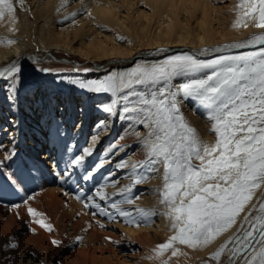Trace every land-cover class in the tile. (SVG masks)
<instances>
[{
    "label": "snow or ice",
    "instance_id": "obj_1",
    "mask_svg": "<svg viewBox=\"0 0 264 264\" xmlns=\"http://www.w3.org/2000/svg\"><path fill=\"white\" fill-rule=\"evenodd\" d=\"M19 3L22 6L24 0ZM238 9L235 27H247L251 21L255 22V27L264 29V0H240ZM15 13L13 0H0V21L8 17L15 23ZM15 43V40L0 38V45ZM254 45H264V33L245 42L203 49L197 54L172 55L150 65L140 63L128 73L79 84L97 93H117L125 88L135 89L137 85L148 89L133 90L131 95L136 100L130 106L125 105L122 112L133 114L126 118L149 130L143 142L147 159L141 163L153 172L159 171V167L154 166L163 168V186L157 191L173 234L154 249L155 258L160 259L161 264H170L164 259L169 254L171 257L184 254L178 245L191 249L210 247L237 225L257 191L264 188V49L221 55L212 60L198 58L211 52L224 53ZM20 70L13 62L0 69V78L12 77ZM201 73L204 75H199ZM177 77L188 79L173 85ZM181 96L197 101L206 110L215 143L202 140L189 125L179 107L178 97ZM103 111L116 115V103L103 107ZM85 152L91 154L90 149ZM11 155L14 153L9 158ZM82 162L83 156L73 161L77 166ZM147 179V175L135 176L132 184L120 189L122 194L128 195L108 203L107 208L94 201L85 206L98 209L99 215L112 220H116L118 214L127 224L139 226L141 220L155 213L139 208L134 216L123 205L135 203L139 197L131 195L132 188ZM95 195L101 201L110 199L103 186ZM28 212L37 218L35 222L40 227L49 232L53 230L52 225L41 218L42 213L31 207ZM52 243L58 245L59 241ZM225 252L229 264H236L238 259L240 264H264V200L244 214L236 234L211 254L210 261L219 264Z\"/></svg>",
    "mask_w": 264,
    "mask_h": 264
},
{
    "label": "rangeland",
    "instance_id": "obj_2",
    "mask_svg": "<svg viewBox=\"0 0 264 264\" xmlns=\"http://www.w3.org/2000/svg\"><path fill=\"white\" fill-rule=\"evenodd\" d=\"M85 1L91 0H57L58 8L62 6L64 8L63 12L55 17L53 24L45 25L44 21H41L37 15L40 7L39 3L33 0H24V4L21 6L19 0H14L21 16L25 17V20L27 18L30 20H27V29L25 31L20 30L15 36L18 46L22 47L23 44L26 46L23 49L15 50L9 61L0 66V69H2L16 62L21 69L19 73L14 74L12 77L0 78V96L2 95L0 101L3 115V121L1 122L4 124L0 128L4 129L8 124V129L11 130L8 134L15 130L17 111L23 117V125L25 124V113L22 106L27 101L26 93L28 91L33 92L35 99H41L42 109L47 107L48 102L44 101L47 99L51 101L54 98L62 97L73 100V118L69 123L70 127L66 129L65 133L62 131L60 133L64 138L63 150L69 152L72 161L81 153L78 144L81 140L74 147H69V140L77 132L79 121H82L83 130L81 131L85 132L83 144L85 147L88 146L91 130L94 127L93 106L97 102L102 107V111H98L97 115L106 114L108 117L111 114L104 112L103 107L116 103V115H113L112 119L114 126L123 128L122 133L124 130H128L127 141L133 143L131 145L135 146L133 149L136 153L146 159V151L140 145L143 144L149 130L143 124H137L132 119L126 118L133 114L122 112L125 105L130 106L136 100V97L131 95L133 90L147 91L148 89L137 85L135 89L125 88L117 93H97L79 87V83L70 78H77V76L84 74L85 77L89 78L87 81L90 79L100 81V78L104 80L113 74L119 76L128 73L140 63L150 65L172 55L197 54L203 49H216L245 42L254 35L264 33V29L255 27V22L251 21L248 22L247 27L237 28L234 26L239 18L238 4L240 0H97V6L99 7H95L96 11L105 4L112 9L111 25L106 22L101 23L95 14L88 15L86 9L83 8ZM73 14L75 15L73 16ZM5 21H0V26L9 25L5 24L7 23ZM49 27L52 39L47 38L48 40H45V38L44 46L40 47V37H45L42 28L49 30ZM17 43H15L16 46ZM262 49H264V45H255L243 49L232 48L224 53L211 52L209 55L198 56V58L212 60L219 58L221 55H239ZM129 59H132L131 62L125 61ZM109 62L113 63L110 64ZM202 74L204 73L200 75L202 76ZM23 76L25 79H31L30 83L35 85L31 86L22 80L23 85L19 84L17 88L19 91L25 89L24 102H19L18 96L13 95L12 91L14 89H11L10 84L12 78L16 79ZM91 76L93 77L90 78ZM44 77L50 78L51 82H44ZM186 79L188 77H177L172 83L173 85H179L185 82ZM56 80H59L60 83L57 84ZM64 80L69 84L64 85ZM6 85L9 87L5 90L2 86ZM80 98L86 99L85 105H83L85 106L84 115L79 109V104L83 103ZM12 99L14 100L12 101ZM178 100L184 118L190 126L196 129L201 139L215 140V134L211 132V122L207 119L206 110L191 98L185 99L181 96L178 97ZM10 101L13 102L12 106L9 105ZM60 108V104L57 103L52 108V113H50V109L48 113L55 116ZM62 109L64 110V108ZM6 114L9 117H5ZM81 116H83V119ZM23 130L21 133H23ZM5 140L3 139L2 144ZM30 140L31 137L25 138L23 147L31 156L34 153L35 156L33 157L40 160L46 150L41 147L39 154H36L27 146ZM109 140L110 138L104 142L97 141L95 143V148H93L95 154L91 161L93 163L81 167L84 181H81L80 185L86 193V198L91 197L95 201L99 199L95 195L97 189L103 186V190L110 197L108 200L111 203L114 198H118L122 194L120 189L129 185L122 177L125 176L122 173L131 172L132 169L131 166L123 167V158H120L119 161L115 157L108 165L105 164L97 175L89 179L88 185H83L85 180L88 181L87 177L89 172H92L91 169L96 164L104 163V159H101L102 152ZM53 150L55 149L52 146L49 151L54 152ZM141 165L138 164L135 169L139 170L138 175H147L148 179L135 184L131 195L133 197L138 196L139 198L135 201L138 203L143 201L142 206L145 205L147 206L146 209L152 211V207L157 205L158 200H156V197H159L157 190L162 188L163 180L162 183L160 181L150 183L154 177L153 175L158 174V171L153 172L149 169L146 171L147 169H142ZM154 167H159L160 174L163 173L162 167ZM57 168L61 176H65L69 171L62 164L57 165ZM77 168L74 167L73 170ZM105 176H107V179L102 183ZM109 178L113 184L112 186H108ZM130 184H132V181H130ZM66 191L70 196H74L76 193L74 190ZM261 200H264V188L257 191L256 198L252 201L253 204L248 205L245 213ZM102 207L107 208L106 205H102ZM132 207L134 206L123 205L126 210ZM154 211L155 214L151 216L154 220L150 223L152 226L146 228L148 232L147 240L143 241H137L131 236L130 231L135 228V225L127 224L124 218L118 214L116 220H112L91 211L92 217L96 219L94 222L90 215L82 211L85 219L95 225L98 236L101 237V244L98 246L104 250V254L99 256L100 262L98 264H161V260L155 258L154 249L158 244L166 242L173 232L171 221L167 218L161 222V213L158 209ZM245 213H242L241 217ZM253 215H256V213L253 212ZM178 247L181 248L184 254L178 257H171L170 254L165 256L164 259L169 260L170 264H216L215 261H210L212 253L188 254L185 249L182 250L183 246L178 245ZM238 263H240L239 259L236 261V264ZM219 264H229L227 252L222 256Z\"/></svg>",
    "mask_w": 264,
    "mask_h": 264
},
{
    "label": "bare ground",
    "instance_id": "obj_3",
    "mask_svg": "<svg viewBox=\"0 0 264 264\" xmlns=\"http://www.w3.org/2000/svg\"><path fill=\"white\" fill-rule=\"evenodd\" d=\"M33 1L39 3L40 7L37 11V15L41 21H44L45 25L53 24L54 19H56L55 17L63 12L64 9L63 6L58 8L57 0ZM14 6L16 8V22L12 23L8 17H5L4 20L7 21L5 24L9 25L0 26V38L16 41V33L20 32V30L25 31L27 29V20H30L28 18L25 20V17L21 16L15 3ZM95 7H99L97 6V0L85 1L83 3V8L86 9L88 15L95 14L101 23L106 22L108 25H111L112 9L109 8L110 6L107 4L102 5L97 11ZM42 29L45 32V37H40V47L44 46L45 38V40H48L47 38L52 39L50 27L49 30H45V28ZM18 45V43L17 46L16 44L11 46L0 45V53L3 52L0 54V66L9 61L15 50L23 49L26 46L24 44L22 47ZM131 60L132 59L125 61L131 62ZM109 63L111 64L113 62ZM92 77L93 76L90 78ZM70 79L79 84L96 81L94 79L87 81L89 78L85 77L84 74H82V76H77V78L74 77ZM102 79L103 78H100V80ZM22 80L29 83L31 86L35 85L34 83H30L31 79H25L24 76L16 79L12 78L10 84L11 89H14V91H12L13 95L18 96L19 102H24L25 89L19 91L17 88L19 84L23 85ZM44 80L46 83L51 82V79L48 77H44ZM56 82L57 84L60 83L59 80H56ZM63 84L68 85L69 82L64 80ZM2 87L6 90L9 86L6 85ZM27 93V101L24 102L22 106L23 112L25 113V124L23 125V117H21L20 112L17 111V119H15L16 125L14 126L15 130H12V132L8 134L11 131L8 129V124L4 129L0 128V264H98L100 262L99 256L104 254V250L98 246L101 244V237L98 236L95 225L91 224V221H88V219H85L82 211H85V213L91 217V211L99 215L98 209L86 207L85 204H91L94 201L101 206H107L110 200L105 202L99 199L95 201L93 198L86 199V193L81 189L80 185L81 181H84V174L82 173L81 167L89 166L93 163H91V161L95 154L93 149L95 148V143H97V141L104 142L109 138L110 140L102 152L101 159H104V163L96 164V166L91 169L92 172H89L88 177L97 175L100 169L104 168L105 164L108 165L115 157H117L119 161L120 158H123V167L131 166L132 169L131 172L122 173L125 175L122 177L130 185V181H133L135 176L138 175L139 170H136L135 167L138 164L141 165V162L145 161L146 158L140 157L135 149H133L135 148V146L133 147L131 145L133 143L127 141L128 130H124L122 133L123 128L121 129L118 126H114V122L112 121L113 115L110 117L106 114L97 115L98 111H102L101 105L97 102L93 106L94 114L92 117L94 119V127L91 130L92 133L88 146L85 147L83 144L85 132L81 131L83 130L82 121H79L77 132L74 133L69 140V147H74V145L81 140L78 143L81 148V153L76 158L83 156V162L77 168L69 152L67 153V151L63 150L64 138L60 134L61 131L65 133L66 129L70 127L69 123H71V119L73 118V100L57 97L50 101L46 98L47 100H43L48 102L47 107L42 109L41 99H35L31 91ZM13 100L14 99H12V101ZM80 100H82L83 103L79 104V109L84 115L85 106L83 105H85L86 99L80 98ZM12 101L9 103L10 106H12ZM57 103L60 104L61 108L56 115L53 116L48 112L50 109V113H52V108L55 107ZM62 108H64V110ZM1 109L2 106L0 101V126L4 125L3 122H1L3 121ZM5 117L9 116L6 114ZM81 118L83 119V116H81ZM88 118L90 117L88 116ZM62 125H64V127H62ZM22 129H24L23 133H21ZM30 137L31 140L27 143L30 150L39 154V149L44 147V150L47 151L42 154L40 160L33 157L35 156L33 152L31 156L23 147L25 138ZM3 139H6L4 144H2ZM111 140L113 141L111 142ZM202 140L209 144L215 143V140H209V138ZM52 146L55 149L53 150L54 152L49 151ZM140 147L145 150L143 144L140 145ZM86 149L91 150L90 155L86 154ZM11 153H14V155H11L9 158ZM107 153L110 154L108 155ZM194 163L198 164L199 162L194 161ZM59 164H62L63 167H66V170H69L65 176H61L58 173L57 165ZM74 167L77 169L73 170ZM141 167L148 171L147 166L142 164ZM50 168L51 170H49ZM153 176L150 183H158L159 181L162 183L163 179L160 171ZM106 179L107 176H105L102 183ZM87 182H89V178L88 181L85 180V184L83 185H88ZM112 185L109 178L108 186ZM66 190H74L76 193L74 196H70ZM77 196L81 198L77 199ZM126 196L127 194H121L118 198H114L112 202L124 199ZM254 198H256V195ZM156 200H158V202H156L157 205L152 207V211L155 212V209L159 210L161 213L160 221L162 222L167 219V217L163 215L165 207L160 203V197H156ZM142 202L143 201H139L138 203L135 201L133 205L131 204V206L134 207L127 210L131 211L134 216L137 215L136 210L139 208L148 210L146 209L147 206H142ZM16 205H19V207H16ZM29 207L43 214L41 218L45 220V223L52 225L53 230L51 232L40 227V225L35 222L37 218L29 214ZM108 210L114 212L112 209ZM92 219L94 222L96 221L94 217H92ZM153 220L154 218L151 216L147 220H141L139 226L135 225V228L130 231L131 236L137 241L147 240L148 232L146 228L147 226H152L150 223H152ZM242 220L243 216L237 222L236 226L217 239L210 247L191 249L187 246H183L182 250L185 249L188 254L194 255L213 253L218 250L225 241L236 234ZM53 240L59 241V244H53ZM12 244H16L17 246L11 247ZM54 261L55 263H53Z\"/></svg>",
    "mask_w": 264,
    "mask_h": 264
},
{
    "label": "water",
    "instance_id": "obj_4",
    "mask_svg": "<svg viewBox=\"0 0 264 264\" xmlns=\"http://www.w3.org/2000/svg\"><path fill=\"white\" fill-rule=\"evenodd\" d=\"M256 46H259V45H256Z\"/></svg>",
    "mask_w": 264,
    "mask_h": 264
}]
</instances>
